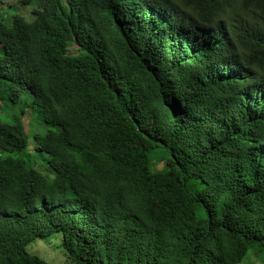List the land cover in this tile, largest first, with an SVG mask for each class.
<instances>
[{
    "label": "trees",
    "instance_id": "16d2710c",
    "mask_svg": "<svg viewBox=\"0 0 264 264\" xmlns=\"http://www.w3.org/2000/svg\"><path fill=\"white\" fill-rule=\"evenodd\" d=\"M23 95L46 129L0 122V264L53 234L71 264L264 253V0H0Z\"/></svg>",
    "mask_w": 264,
    "mask_h": 264
},
{
    "label": "rangeland",
    "instance_id": "374dc122",
    "mask_svg": "<svg viewBox=\"0 0 264 264\" xmlns=\"http://www.w3.org/2000/svg\"><path fill=\"white\" fill-rule=\"evenodd\" d=\"M75 49V47H71L70 51H75ZM25 97L26 95H23L15 106L1 104L0 122L11 124L14 122L15 117H20L29 138L26 151L32 153L34 148V137L38 136L41 138L45 133L46 126L38 121L37 117L31 112V110L24 107V104L27 101ZM33 159L37 162L35 168L42 174L48 175L49 171L46 167L45 159L39 155H35ZM60 237V234H53L45 239H37L27 245L26 252L29 255L44 260L48 264H71L67 260L63 248L60 246ZM240 264H264V253L256 254V250H250Z\"/></svg>",
    "mask_w": 264,
    "mask_h": 264
}]
</instances>
